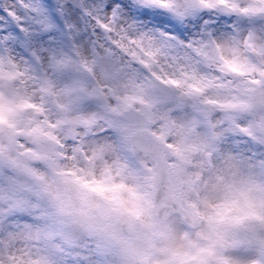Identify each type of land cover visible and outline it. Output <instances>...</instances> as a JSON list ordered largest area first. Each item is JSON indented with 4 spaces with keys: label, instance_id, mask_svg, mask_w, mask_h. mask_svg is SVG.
<instances>
[{
    "label": "clouds",
    "instance_id": "1",
    "mask_svg": "<svg viewBox=\"0 0 264 264\" xmlns=\"http://www.w3.org/2000/svg\"><path fill=\"white\" fill-rule=\"evenodd\" d=\"M19 2L0 264H264V0Z\"/></svg>",
    "mask_w": 264,
    "mask_h": 264
},
{
    "label": "snow or ice",
    "instance_id": "2",
    "mask_svg": "<svg viewBox=\"0 0 264 264\" xmlns=\"http://www.w3.org/2000/svg\"><path fill=\"white\" fill-rule=\"evenodd\" d=\"M75 0H62L61 5H60V12L61 15H63L65 5L67 3H74ZM19 6L22 8H25V4L23 0H20ZM80 7H83V5H79ZM26 11H33L36 12L38 16H40L42 10L38 6H29L28 8L25 9ZM6 18H11L12 20H15L17 22H22V17L18 16V13L13 10V9H3L0 10V32H5L6 29L2 26ZM36 23L41 27L43 31H49L52 28V25L47 22L45 18H38L36 20ZM21 31H24L23 28L20 29ZM38 34V33H37ZM16 37L14 35L8 34V35H3L0 36V46H6L9 41L15 40ZM28 42L31 43V35H29ZM25 106L27 107H32L30 104H26ZM5 107L3 104H0V112L5 111ZM10 110V109H9Z\"/></svg>",
    "mask_w": 264,
    "mask_h": 264
}]
</instances>
